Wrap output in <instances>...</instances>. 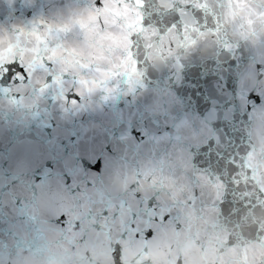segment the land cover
I'll return each instance as SVG.
<instances>
[{
  "label": "snow or ice",
  "instance_id": "6c2138e0",
  "mask_svg": "<svg viewBox=\"0 0 264 264\" xmlns=\"http://www.w3.org/2000/svg\"><path fill=\"white\" fill-rule=\"evenodd\" d=\"M0 264H264V0H0Z\"/></svg>",
  "mask_w": 264,
  "mask_h": 264
}]
</instances>
